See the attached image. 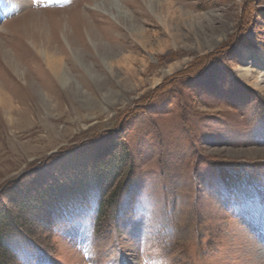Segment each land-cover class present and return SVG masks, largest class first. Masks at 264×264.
Instances as JSON below:
<instances>
[{"label": "rangeland", "instance_id": "1", "mask_svg": "<svg viewBox=\"0 0 264 264\" xmlns=\"http://www.w3.org/2000/svg\"><path fill=\"white\" fill-rule=\"evenodd\" d=\"M263 58L264 0H0V214L26 235L6 244L4 217L12 264L11 249L22 264H264V196L230 200L222 178L264 176V84L242 74ZM122 145L117 212L99 233L87 216L58 225L56 189L115 170Z\"/></svg>", "mask_w": 264, "mask_h": 264}, {"label": "trees", "instance_id": "2", "mask_svg": "<svg viewBox=\"0 0 264 264\" xmlns=\"http://www.w3.org/2000/svg\"><path fill=\"white\" fill-rule=\"evenodd\" d=\"M200 70H202V68ZM183 78H193V75L187 73L186 75L175 77L171 79L169 82L163 83L162 87H164L168 83L170 84L176 80L183 79ZM154 96H156V91L150 94L146 103L149 104L153 100ZM113 131L114 130H111L110 132L115 133ZM103 136L104 134H102V136H100L98 140L103 139ZM96 139L97 138H94V137L90 139L88 138L83 142V144L81 143V145H77L76 148L71 149V153H69L70 152L69 151L66 154L70 155L73 153H77L84 146H89V145L94 144L96 142L95 141ZM121 148L124 153L123 157H121L122 159L120 163L117 165L115 170L114 169L112 170V172L104 171L105 172L104 173V172H100V170H95L91 173V176H92L90 177L91 184H89L90 183L88 181L89 179H87V181L83 179L81 180L83 187L80 186L76 188L74 186L73 188L68 187V188H60V189L57 188L56 189V193L53 196V199L54 198L56 199L54 200L52 199L53 200L52 203L50 202L49 203L50 205L48 204L49 208L52 205L57 206L56 202L62 201V205H61L62 209L65 207L69 210V211H65L66 213L64 214H61V217L59 218V222H56L58 225L64 222L62 224H66L67 226H69V225H72L73 222L77 221V219L79 220L87 216V219L89 220V222L94 224V228L96 232L99 233L101 230L102 218L103 220L106 221V215L103 214V211H107V210L115 208V211L117 212L120 206V200L129 188V183H127L126 180L128 178V175L130 174V172H132V169L134 167V164L132 163V160L130 157V153L126 150V146L122 145ZM66 154H60L59 155L60 159L67 158L68 155ZM55 157H58V156L55 155ZM49 162L50 160H45L40 167L35 169L33 172H30L26 174L25 176H23L22 180L25 177H28L32 174L41 172L42 170L41 168L46 167V165ZM244 174L245 173H242L234 177L226 173L222 174L223 175L222 178L224 179L226 184L229 186L228 189L231 190L230 200H235L236 202L241 203L242 201H246L249 199L251 200L259 196H264V176L262 175H260V177L251 176V173L249 172L247 173L248 175L244 176ZM229 177H231L232 179H230ZM74 179L75 178L73 177V181H75ZM239 179L240 180L246 179V180L243 181L244 183H241L238 181ZM46 193L48 195V191ZM236 195H243V200L238 201V199L236 198ZM1 196L2 194L0 195V199L2 198ZM89 207L90 209L92 208V211H88V212L83 211L84 209L88 210L87 208ZM66 216L68 217L67 218L68 221L66 220ZM4 217L7 219V225L11 227L10 229L12 230V231L10 230V233L8 235L9 242L6 244H11V242L13 241L21 240L20 238L26 237V235H23L25 234L24 230L20 227V225L16 222V220L13 219V217L9 215V213L6 216L0 214V225L2 223V220L4 221ZM43 222L45 223V221ZM51 223L52 221L48 220V225ZM5 240L7 239L0 238V260L2 261L3 264H10V263L12 264V261L10 260V258H8L9 254L6 253L5 251V247H6V244H4ZM31 249L34 250V252L31 253V254H34V257L41 256L45 252L44 250H43L44 252L41 251V249L38 248V246L33 243L31 244ZM10 251L12 252L15 258L14 260H18L20 264H22V262L20 261L22 259L20 256V252L14 251V249H11ZM23 263L26 264L27 263L26 260H23Z\"/></svg>", "mask_w": 264, "mask_h": 264}, {"label": "bare ground", "instance_id": "3", "mask_svg": "<svg viewBox=\"0 0 264 264\" xmlns=\"http://www.w3.org/2000/svg\"><path fill=\"white\" fill-rule=\"evenodd\" d=\"M38 14V13H37ZM60 14V13H59ZM63 14V13H62ZM34 29V28H33ZM37 44V43H36ZM258 54V53H257ZM260 54V53H259ZM264 60V58H263ZM244 64L245 65H248V61H247V56L245 58V61H244ZM263 65V66H262ZM253 71L255 72L253 74ZM54 74L56 75V77L60 78L61 74H62V68L61 67H56L54 69ZM242 74L244 77L246 78H249V77H253L254 80H255V84L256 85H261V84H264V62L260 65H256L254 64V67H245L242 69ZM1 86V85H0ZM2 93V92H1ZM4 93V92H3ZM1 96V94H0ZM8 98V97H7ZM4 99V100H3ZM2 99V96H1V99H0V106H4L6 105L7 107H9L11 104V102L9 101L10 99H7L6 98H3ZM13 101V100H12Z\"/></svg>", "mask_w": 264, "mask_h": 264}]
</instances>
